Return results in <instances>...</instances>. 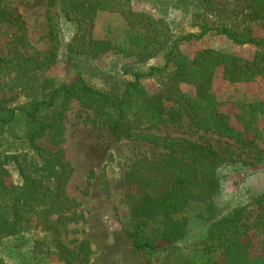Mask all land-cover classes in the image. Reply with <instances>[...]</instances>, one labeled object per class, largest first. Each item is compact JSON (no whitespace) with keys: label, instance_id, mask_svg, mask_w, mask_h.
Returning a JSON list of instances; mask_svg holds the SVG:
<instances>
[{"label":"rangeland","instance_id":"rangeland-1","mask_svg":"<svg viewBox=\"0 0 264 264\" xmlns=\"http://www.w3.org/2000/svg\"><path fill=\"white\" fill-rule=\"evenodd\" d=\"M210 1L214 4V11L220 10L216 12L220 15L218 27L244 29L254 38H264V19L252 20L249 0ZM47 2L48 0H5L6 9L15 10L24 22L27 48L15 47V37L19 33L15 27L1 23L0 57H16L18 53L46 55L54 50L52 43H56L55 50L57 49V61L47 71L31 79L29 88L24 87V84L22 87L13 84L14 73L0 74V99H6L8 106L24 105L34 97L45 98L49 90L63 84L69 85L79 77L93 88L119 98L125 85L132 81L131 71L145 73L149 67H162V54L141 63L134 58L122 59L110 53L95 59L69 55L66 48L76 31V25L64 19L59 4L48 12ZM130 6L134 11L167 19L172 35L176 37L200 33L199 16L203 9L198 2L130 0ZM48 13L56 35L55 41L48 35ZM124 33L125 24L120 15L98 12L92 29L94 39L109 37L120 42ZM205 50L238 57L241 65L251 62L256 52L252 45H236L215 31L199 40L181 42L178 47L181 58L190 61ZM175 70V64H171L163 77L141 79L143 91L147 95H154L159 91L160 83L168 75L173 76ZM222 71L221 67L215 69L211 94L217 111L233 132V138L192 127L184 108L180 106L175 107L174 121L152 126L141 120L142 128L134 130L140 134L137 139L115 141L102 119L96 116L97 100H70L63 121L65 131L62 150L73 169L65 192L76 206L67 213L75 216V222L65 227L66 234L62 233V237L75 241L68 244L70 248L82 240L89 243L91 254L84 264H224L221 257L222 244L229 232L213 235L209 230L212 221L235 210L241 214L240 226L231 230V233L243 232V227L253 223L258 213L252 199L264 192V78L231 83L222 78ZM180 90L190 97L194 95L191 85L181 84ZM32 92L34 94L31 95ZM250 104L253 106L249 107ZM168 106L167 111H170L172 105ZM245 123L250 131L244 132ZM17 124L3 133L5 140L0 145V153L28 160L31 154L17 138L21 133L20 124ZM145 134L152 136V140H144ZM36 142L45 149L55 150L47 135ZM189 144L210 148L219 158L216 168L219 188L211 197L218 213L213 220H206L209 214L198 203H191L183 214L174 217H184L186 228L183 238L175 242L155 240V250L147 256L133 251L128 232L132 227L130 196L135 187L126 183V173H148V161L168 154L170 149L179 158L181 154L190 152L189 147L185 148ZM11 159L5 165L8 176L3 178V182L6 186H17L21 180L16 176V164ZM168 183L166 180L155 187L157 191L163 192ZM154 227L149 222L146 235L153 237ZM29 229V236L20 240V244L27 242V239H37L41 242L40 247L50 252L38 264H61L51 237L47 239L50 232L42 230L41 225L35 222L30 223ZM241 239L243 242H251L252 257L259 254L261 236L257 228L249 229L246 235H241ZM13 246L14 242L11 240L0 242L2 264H16L5 256Z\"/></svg>","mask_w":264,"mask_h":264},{"label":"trees","instance_id":"trees-1","mask_svg":"<svg viewBox=\"0 0 264 264\" xmlns=\"http://www.w3.org/2000/svg\"><path fill=\"white\" fill-rule=\"evenodd\" d=\"M183 1L198 2L203 9L199 16V34L188 33L176 37L172 35L167 19L132 10L130 0H48V12L59 4L64 19L76 25V31L66 48L69 55L95 59L110 53L122 59L134 58L141 63L162 54L163 65L149 67L145 73L131 71L132 81L125 85L119 98L93 88L79 77L69 85L63 84L49 90L45 98L34 97L24 105L8 106L6 99H0V145L5 140L3 133L19 123L21 133L17 138L31 154L27 160L0 153V242H14L13 249H9V254L5 256L16 264H38L50 254L40 247L41 242L37 239H27V242L20 244V240L29 236L27 233L32 222L50 232L47 239L51 237L61 264H84L91 254L86 240L70 248L68 244L75 241L62 237V233L66 234L65 227L75 222V216L67 213L76 206L66 196L65 187L73 169L62 150L63 121L70 100H97L96 116L102 119L115 141L137 139L140 134L134 130L142 128L141 120L152 126L174 121L175 107L180 106L184 108L192 127L233 138L234 134L217 111L211 94L214 72L221 67L222 78L231 83L264 78V38H254L244 29L218 27L220 15L216 12L220 10L214 11V4L210 0ZM5 5V0H0V24L15 27L19 34L15 37L14 46L26 49L24 22L15 10H8ZM249 8L252 20L264 19V0H249ZM98 12L122 17L125 24L122 41L109 37L93 38V23ZM47 21L48 35L55 41L49 13ZM211 31L225 36L236 45H252L256 49L253 60L241 65L238 57L214 50L202 51L191 61L181 58L178 53L181 42L199 40ZM52 45L54 50L46 55L18 53L16 57H0V74L14 73L13 84L21 87L24 84L29 88L31 79L47 71L57 61L56 43ZM171 64L176 67L174 75H168L154 95H147L141 87V79L161 78ZM181 84L193 87V97L181 92ZM168 105H172L170 111H167ZM247 131H250V127L245 123L244 132ZM45 135L55 150L38 145L36 140ZM149 138L152 140V136L143 135L144 140L149 141ZM188 147L190 152L181 154L179 158L170 149L168 154L148 161V173H126V183L135 187L130 196L132 227L128 232L133 251L147 256L155 250V240L175 242L183 238L186 228L184 217H174L183 214L191 203H198L209 214L206 220H213L218 213L211 197L219 188L216 173L219 158L210 148L191 144L185 148ZM10 158L16 164L15 173L21 180L17 186H6L3 182V178L8 176L5 165L9 164ZM166 180L169 181L167 188L163 192L157 191L155 185ZM252 202L256 204L258 213L253 223L243 225V232L231 233L240 226L241 214L235 210L212 221L210 225L209 230L213 235L230 233L222 244L224 264H264V192L257 194ZM149 222L155 225L153 237L146 235ZM253 227L259 230L261 236L260 251L255 257L250 255L251 242L241 239V235H246ZM2 260L0 257V264Z\"/></svg>","mask_w":264,"mask_h":264}]
</instances>
